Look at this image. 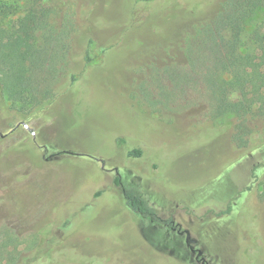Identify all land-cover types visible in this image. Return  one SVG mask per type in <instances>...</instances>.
Segmentation results:
<instances>
[{
  "label": "rangeland",
  "instance_id": "1",
  "mask_svg": "<svg viewBox=\"0 0 264 264\" xmlns=\"http://www.w3.org/2000/svg\"><path fill=\"white\" fill-rule=\"evenodd\" d=\"M0 1L47 23L32 102L0 92L2 264H264V116L240 149L205 86L229 35L215 29L223 0Z\"/></svg>",
  "mask_w": 264,
  "mask_h": 264
},
{
  "label": "trees",
  "instance_id": "2",
  "mask_svg": "<svg viewBox=\"0 0 264 264\" xmlns=\"http://www.w3.org/2000/svg\"><path fill=\"white\" fill-rule=\"evenodd\" d=\"M220 6L215 29L226 30L229 35L228 38L219 35V44L215 45L218 49L215 53L219 56V81L210 80L205 86L213 100L212 115L233 120L237 132L234 141L243 145L240 149H245L243 138L247 122L264 116V0H223ZM16 12L12 5L0 1V92L13 104H30L32 98H28L27 91L37 68L35 52L39 51L35 48L34 38L38 31L47 28V23L41 10L29 9L13 21L11 17ZM247 27H250L249 31H246ZM50 65L46 67L48 72L53 69ZM46 90L44 93L49 96L51 91ZM233 95H236L235 99H232ZM48 99L45 100L47 103L38 102V107L49 104ZM236 120L238 125L234 123ZM140 154L139 150H133L128 156ZM260 167L263 168L255 165L251 169L254 181L259 178ZM115 183L118 184V178ZM123 197L131 212L158 221L154 211L134 191L124 189ZM232 209L230 201L220 214H229ZM32 261L23 259L16 264H30Z\"/></svg>",
  "mask_w": 264,
  "mask_h": 264
},
{
  "label": "flooded vegetation",
  "instance_id": "3",
  "mask_svg": "<svg viewBox=\"0 0 264 264\" xmlns=\"http://www.w3.org/2000/svg\"><path fill=\"white\" fill-rule=\"evenodd\" d=\"M167 225H168V224H166V226H167ZM170 229L173 230V231H176L177 234H179V235L185 234V231H180V227L177 226V225L170 224ZM188 247L190 248L191 252H195L194 249H191V246H188ZM197 253H198V252H197ZM197 257H199V256H197ZM200 263H202V264H206V262H205L202 258H200Z\"/></svg>",
  "mask_w": 264,
  "mask_h": 264
},
{
  "label": "water",
  "instance_id": "4",
  "mask_svg": "<svg viewBox=\"0 0 264 264\" xmlns=\"http://www.w3.org/2000/svg\"><path fill=\"white\" fill-rule=\"evenodd\" d=\"M24 127H26V125H24ZM185 242L187 244V246H190V241H189V233L187 231H185ZM192 249V248H191ZM201 253L198 252L197 255L199 256Z\"/></svg>",
  "mask_w": 264,
  "mask_h": 264
}]
</instances>
